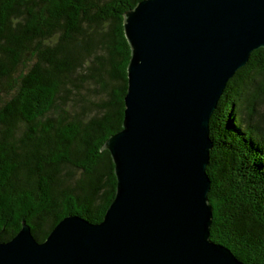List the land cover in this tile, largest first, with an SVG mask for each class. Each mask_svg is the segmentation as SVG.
Here are the masks:
<instances>
[{
  "label": "trees",
  "instance_id": "trees-1",
  "mask_svg": "<svg viewBox=\"0 0 264 264\" xmlns=\"http://www.w3.org/2000/svg\"><path fill=\"white\" fill-rule=\"evenodd\" d=\"M142 0H0V240L38 242L78 215L103 221L117 191L106 141L122 130ZM211 240L264 264V47L229 81L210 122Z\"/></svg>",
  "mask_w": 264,
  "mask_h": 264
},
{
  "label": "water",
  "instance_id": "water-1",
  "mask_svg": "<svg viewBox=\"0 0 264 264\" xmlns=\"http://www.w3.org/2000/svg\"><path fill=\"white\" fill-rule=\"evenodd\" d=\"M121 131L103 146L116 196L102 222L75 215L44 242L0 240V264H244L211 240L209 122L229 81L264 47V0H142Z\"/></svg>",
  "mask_w": 264,
  "mask_h": 264
}]
</instances>
